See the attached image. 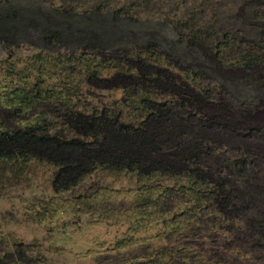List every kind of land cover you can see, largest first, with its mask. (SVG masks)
Wrapping results in <instances>:
<instances>
[{
    "label": "rangeland",
    "instance_id": "rangeland-1",
    "mask_svg": "<svg viewBox=\"0 0 264 264\" xmlns=\"http://www.w3.org/2000/svg\"><path fill=\"white\" fill-rule=\"evenodd\" d=\"M145 93L174 151L253 208L238 221L183 176L102 167L57 191L55 165L0 157V264H264V0H0V130L137 127Z\"/></svg>",
    "mask_w": 264,
    "mask_h": 264
},
{
    "label": "trees",
    "instance_id": "trees-1",
    "mask_svg": "<svg viewBox=\"0 0 264 264\" xmlns=\"http://www.w3.org/2000/svg\"><path fill=\"white\" fill-rule=\"evenodd\" d=\"M149 96L145 93L143 99V102L147 103V106L143 105L144 111L147 112L146 119L137 127L122 123L102 112L92 115L75 113L66 122L71 133L68 135L50 134L41 124L0 130V157L33 158L55 165L57 172L53 187L57 191L76 186L98 167L111 171L126 170L139 177L160 176L174 179L183 176L181 179L189 186L187 191L194 196L201 194L205 204H208L206 207H211L214 213L227 215L226 212L233 209L235 219L238 218L239 221L244 218L254 205L239 206L238 203L242 202L248 193H241L236 187H228L227 179L218 181L214 176L213 178L198 172L201 154L192 156L174 151L177 146L174 140L172 141L175 126L168 119L163 121L166 122L165 125L159 123L165 115L166 104ZM189 140L188 138L187 141ZM228 163L227 161L226 165H216L219 175L226 169L228 176L231 175L230 172L233 173L232 169L228 168L231 163ZM245 172L247 181L243 184L246 182L249 184L246 187H250L253 184V172L247 169ZM260 191L255 192L258 195ZM250 194L255 198L256 194L252 191ZM248 196L252 200L249 194ZM222 203L225 207L220 206Z\"/></svg>",
    "mask_w": 264,
    "mask_h": 264
}]
</instances>
